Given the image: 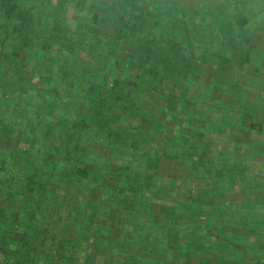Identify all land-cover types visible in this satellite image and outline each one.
<instances>
[{"label": "trees", "instance_id": "trees-1", "mask_svg": "<svg viewBox=\"0 0 264 264\" xmlns=\"http://www.w3.org/2000/svg\"><path fill=\"white\" fill-rule=\"evenodd\" d=\"M244 1L0 0V231L15 262L27 264L22 250L31 264L242 258L215 256L223 244L204 228L262 184L251 173L257 146L244 140L250 117L214 105L235 83L234 53L237 78L264 70L263 59L249 66L264 16L260 26ZM212 44L208 56L197 50ZM243 230L225 239L245 241L251 257Z\"/></svg>", "mask_w": 264, "mask_h": 264}, {"label": "rangeland", "instance_id": "rangeland-1", "mask_svg": "<svg viewBox=\"0 0 264 264\" xmlns=\"http://www.w3.org/2000/svg\"><path fill=\"white\" fill-rule=\"evenodd\" d=\"M241 4H244L242 11L246 12V10L249 9L248 11L250 15L256 18L255 21H258L259 25L262 26V22H263L262 17L264 16V4L263 3L258 4L254 0H246L244 2H241ZM211 13L209 12L207 13V18L209 20L208 23L209 24L211 23L210 30L216 31L215 24L212 23L209 17ZM196 21H198L197 17H196ZM258 23L256 22L257 25L255 24V22L251 24L256 25L255 28H257ZM193 26L196 27L195 24H193ZM243 33L244 31L239 33L236 31L234 33V36L239 34V36L241 37ZM260 35L258 37L254 35L255 36V37L253 36L254 40L249 42L250 44L249 47L251 50H253L252 54H250L249 57V59L251 60L249 66L252 65L253 67L256 66L259 68L263 65H258L257 63L261 62V59L264 60L263 57L264 53L260 52L264 46V40H261L264 34L262 33ZM214 43L217 42L215 41ZM214 45L215 44L209 45L210 47L207 46L205 48L206 51L205 50L201 51L200 48L197 50L208 56V54H211V52L215 50ZM238 55L239 52L234 53L231 59H229V63H230L229 65L231 67L234 66L233 70H230L233 73L234 80L230 79V81L233 82L235 81V83L234 84L226 83L221 86L223 88L222 90L224 91V93L220 95L218 94L219 99H217L218 101L214 105L220 104L222 105V107L228 106L229 108H232L231 105L236 103L233 109L234 110L238 109L239 111H242L241 115H247L250 117V119L247 117V121L249 120L252 121L251 126L253 127L254 130L252 129V133L245 135L244 140L248 142L254 141L257 146L256 154H254L255 156L254 162L251 161L250 163L251 165L254 166V168L253 166H251V173L254 172V174L252 173V180L261 181L262 184H261V188H257L255 190H254L255 187L253 186L254 188L252 189L251 186L252 195L251 197H248L246 200L240 195H236L235 197L236 199L229 198L230 200L233 201V203L229 204L227 202V205H223L221 214L215 217L219 222L222 223H218V224L215 223L213 224L214 226L211 225L212 227L210 226V228H204V231L209 230L213 233V236H211L210 238L213 242H219L220 245L221 243L223 244V246L220 247L216 246L217 248H219V252L217 253V250H215V252H213L215 256L217 257L225 256L227 258L228 254H234L233 252H231V250L234 249L236 251V255L239 256L240 258L242 257L241 259L238 260L237 257L234 258L233 256H231V258L227 260V263L224 262L223 264H264V165L260 164L261 162H264V157L262 152L264 137H262L261 132L258 130L260 125H264V109L262 107L264 105V70L262 69L259 70V75L254 73H251L249 75L246 74V72H244L245 73L244 77L242 76L241 78H237L238 74L237 75L235 74L237 72L236 68H239V66L236 65V63L238 62ZM223 59H220L221 61L219 62L222 63ZM210 66L212 67V69L210 70L212 79L219 82L222 81V79L226 76L224 71H220V69H218L216 65L211 64ZM228 74L230 73L228 72ZM243 79H245L246 82H251L252 85H248V86L244 85ZM224 88L227 89L224 90ZM236 88L238 90H236ZM204 89L201 88L200 91ZM238 95L242 97L239 103H238L239 101ZM248 102L249 104L251 103L252 105L246 106L245 104ZM249 110L251 111L252 116L251 114L246 113ZM244 118L245 116H243V119ZM244 120H246V118ZM248 147L251 148V150H253L252 148H254V143L251 142L250 145H248ZM254 153H255V148H254ZM234 170L236 172V168H234ZM234 181L232 180L231 182ZM235 185L238 186L237 183ZM250 199L251 201H249ZM0 204L2 206H5L6 208L9 207L8 205L9 202L0 200ZM11 209L13 210V212L15 213L17 212L16 207H11ZM241 221L244 223L246 232L243 230L242 232H237L236 234L239 237L242 234L246 233L245 236L249 238L246 241H250L248 242L249 244L247 245L250 246L249 248L252 251L250 253L251 257L249 256L243 257V254L246 255L245 253L247 248V247L246 248L243 247L245 241H241L240 238H237L238 242L235 243L232 240L225 239V234H226L225 232L230 231L231 227L239 228L241 226ZM3 223L5 226L6 223L9 224V221L6 220V218L3 219V210L2 208H0V227H2ZM216 227L222 229L224 232H220ZM5 232L6 230L1 228L0 235L3 234L2 236L3 238L0 237V264H18L17 262H15L17 261V257H18L17 248H15V246H11L12 239L7 238ZM13 236H16V234L14 233ZM231 243H235L237 246ZM227 244L229 245V249ZM220 249L222 250V252L220 251ZM26 250L31 251L29 248ZM254 251H257V253L255 254ZM31 253L33 252L31 251ZM19 255L23 256L24 259L28 261L27 264H31L33 262L34 258L32 257V255L29 254V252L25 253L24 250H22V252ZM179 260L181 261L180 258Z\"/></svg>", "mask_w": 264, "mask_h": 264}, {"label": "crops", "instance_id": "crops-1", "mask_svg": "<svg viewBox=\"0 0 264 264\" xmlns=\"http://www.w3.org/2000/svg\"><path fill=\"white\" fill-rule=\"evenodd\" d=\"M262 107H263V109H264V105H263ZM258 129H260L259 131L261 132L262 137H264V125H260ZM253 130H254V129H253ZM263 149H264V148H263Z\"/></svg>", "mask_w": 264, "mask_h": 264}]
</instances>
